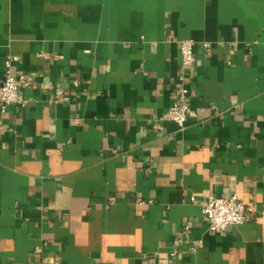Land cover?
Returning a JSON list of instances; mask_svg holds the SVG:
<instances>
[{"label": "crops", "instance_id": "obj_1", "mask_svg": "<svg viewBox=\"0 0 264 264\" xmlns=\"http://www.w3.org/2000/svg\"><path fill=\"white\" fill-rule=\"evenodd\" d=\"M8 56L0 264H264V0H0V84ZM231 195L254 212L208 231Z\"/></svg>", "mask_w": 264, "mask_h": 264}, {"label": "built area", "instance_id": "obj_2", "mask_svg": "<svg viewBox=\"0 0 264 264\" xmlns=\"http://www.w3.org/2000/svg\"><path fill=\"white\" fill-rule=\"evenodd\" d=\"M203 47L208 48L207 44ZM194 42L191 39H183L179 43L181 66L187 70L193 67ZM15 58L8 56L5 60L4 76L0 84V112L5 113L11 104H22V89L28 85L24 76L12 72L11 65ZM183 78H181L182 80ZM188 90L181 85L175 90L174 99L168 110L162 116V120L171 122L183 128L191 116V111L186 102ZM155 129H161L159 123L153 125ZM254 212V206H248L238 200L236 195L229 197L209 196L202 205L203 221L210 232L222 234L228 225H242Z\"/></svg>", "mask_w": 264, "mask_h": 264}]
</instances>
